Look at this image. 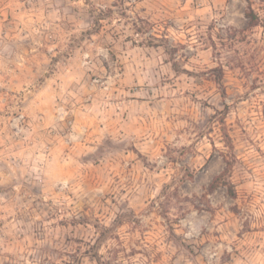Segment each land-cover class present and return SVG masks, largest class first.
I'll return each mask as SVG.
<instances>
[{
  "label": "rangeland",
  "instance_id": "1",
  "mask_svg": "<svg viewBox=\"0 0 264 264\" xmlns=\"http://www.w3.org/2000/svg\"><path fill=\"white\" fill-rule=\"evenodd\" d=\"M0 264H264V0H0Z\"/></svg>",
  "mask_w": 264,
  "mask_h": 264
},
{
  "label": "trees",
  "instance_id": "2",
  "mask_svg": "<svg viewBox=\"0 0 264 264\" xmlns=\"http://www.w3.org/2000/svg\"><path fill=\"white\" fill-rule=\"evenodd\" d=\"M251 25H256V20L254 18V16L251 18ZM226 172V170H225ZM225 172H223L219 177L215 178V180L212 183V188H216L221 184H225L227 185V182L222 180L223 176L226 174ZM232 193V190H231Z\"/></svg>",
  "mask_w": 264,
  "mask_h": 264
}]
</instances>
